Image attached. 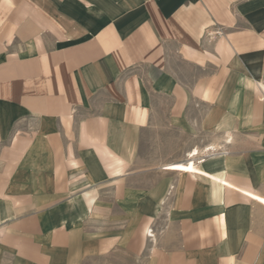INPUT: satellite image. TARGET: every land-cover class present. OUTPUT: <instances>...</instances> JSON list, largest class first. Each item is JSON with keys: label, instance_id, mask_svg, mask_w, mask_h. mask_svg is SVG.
I'll use <instances>...</instances> for the list:
<instances>
[{"label": "crops", "instance_id": "1", "mask_svg": "<svg viewBox=\"0 0 264 264\" xmlns=\"http://www.w3.org/2000/svg\"><path fill=\"white\" fill-rule=\"evenodd\" d=\"M192 104L211 155L131 166ZM153 171L190 182L145 258L146 216L129 236L112 207ZM129 260L264 264V0H0V264Z\"/></svg>", "mask_w": 264, "mask_h": 264}, {"label": "rangeland", "instance_id": "2", "mask_svg": "<svg viewBox=\"0 0 264 264\" xmlns=\"http://www.w3.org/2000/svg\"><path fill=\"white\" fill-rule=\"evenodd\" d=\"M209 114V110L194 104L179 119H172L169 111H162L161 115L158 118L156 117L152 129L143 134L138 148V159L131 166H146L147 168L154 164L160 166L180 165L188 158L187 154L194 149L200 151L199 155L203 156L202 159L209 154L211 155V153H205L202 150L205 138L201 135V127L196 122V120L205 117L202 115ZM188 182L190 181L187 174L157 171L134 174L123 181L126 189L123 192L125 193V199L127 198V205L122 208L121 204L114 203L112 214L114 218L123 217V226L127 229L129 236H132L136 233V230H140L139 219L144 213V216H146L144 224L145 237L144 241L140 242V253L145 255V258L148 256L147 253H150L157 243L165 239L166 235L163 237V234L168 230V224L162 218L157 217L151 220L147 215V211L152 207L151 205L154 201H158V198L167 200L168 206L173 208L174 199L179 194L180 188L183 185L189 186ZM170 186H173V188ZM117 188L113 185L112 189H107L106 193L101 191V196L99 197L112 198V193L118 190ZM166 211L167 208L163 214H166ZM83 219L85 221L82 225L88 230L100 231L105 227L103 222H92L89 217H83ZM69 225L73 226L75 224ZM106 225L108 227L110 224L107 223ZM111 225L115 232L116 226H121L120 220L112 222ZM98 264L104 263L98 262ZM113 264H120V262L114 261ZM128 264H131L130 260Z\"/></svg>", "mask_w": 264, "mask_h": 264}, {"label": "bare ground", "instance_id": "3", "mask_svg": "<svg viewBox=\"0 0 264 264\" xmlns=\"http://www.w3.org/2000/svg\"><path fill=\"white\" fill-rule=\"evenodd\" d=\"M198 154V151L197 150H193V153L191 154V155H194V156H196Z\"/></svg>", "mask_w": 264, "mask_h": 264}]
</instances>
